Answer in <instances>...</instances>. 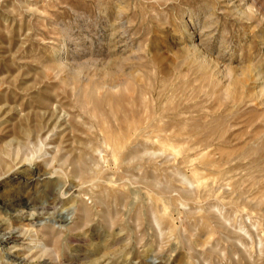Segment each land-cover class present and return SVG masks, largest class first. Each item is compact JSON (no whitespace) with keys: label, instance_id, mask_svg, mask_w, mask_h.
<instances>
[{"label":"rangeland","instance_id":"obj_1","mask_svg":"<svg viewBox=\"0 0 264 264\" xmlns=\"http://www.w3.org/2000/svg\"><path fill=\"white\" fill-rule=\"evenodd\" d=\"M12 194L0 264H264V0H0Z\"/></svg>","mask_w":264,"mask_h":264},{"label":"bare ground","instance_id":"obj_2","mask_svg":"<svg viewBox=\"0 0 264 264\" xmlns=\"http://www.w3.org/2000/svg\"><path fill=\"white\" fill-rule=\"evenodd\" d=\"M25 205H26V197L19 196L18 194L17 195L16 194H12L9 197H7L5 199H2L0 201V206L3 207L4 209H8V208L13 207V206H18V207H22L23 208V207H25ZM18 210L19 209H17V211ZM20 211H22V210H20ZM24 216L23 217L25 219L33 221V220L38 219L39 215L38 214L29 213V214H26ZM9 241H10L9 237H5V236L0 237V242H2V243H8Z\"/></svg>","mask_w":264,"mask_h":264}]
</instances>
